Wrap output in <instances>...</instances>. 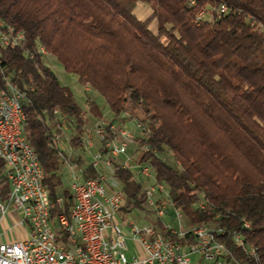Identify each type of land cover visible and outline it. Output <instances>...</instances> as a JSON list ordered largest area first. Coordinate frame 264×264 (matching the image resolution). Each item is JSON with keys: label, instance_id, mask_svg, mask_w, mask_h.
Here are the masks:
<instances>
[{"label": "trees", "instance_id": "obj_1", "mask_svg": "<svg viewBox=\"0 0 264 264\" xmlns=\"http://www.w3.org/2000/svg\"><path fill=\"white\" fill-rule=\"evenodd\" d=\"M222 5L230 13L217 19ZM139 8L150 11L148 18L137 17ZM200 13L213 19L196 25ZM0 23L24 36L20 47H0V95L13 85L24 97L25 135L51 201L64 200L53 218L71 205L51 135L54 113L67 118L81 156L87 121L40 48L97 93L115 118L128 113L145 127L129 167L151 168L189 233L181 238L150 222L157 230L186 246L194 244V229L220 228L228 264H264V0H0ZM90 114L101 119L95 104ZM70 162L84 168L80 157ZM112 164L125 196L121 213L144 211L137 175L119 160ZM84 172L86 181L98 178L91 167ZM7 174L0 162L4 203Z\"/></svg>", "mask_w": 264, "mask_h": 264}, {"label": "built area", "instance_id": "obj_2", "mask_svg": "<svg viewBox=\"0 0 264 264\" xmlns=\"http://www.w3.org/2000/svg\"><path fill=\"white\" fill-rule=\"evenodd\" d=\"M191 6H195L192 2ZM230 13L226 5L219 7L216 18ZM206 19H213L206 13H200L196 23L200 24ZM4 30L0 25V31ZM14 40L7 34V39H0V47H14ZM17 90V88H16ZM18 91V90H17ZM19 97L24 101L23 95L18 92ZM19 112V110H16ZM130 120V115L125 113ZM58 120V116L55 115ZM63 125V132L53 134L58 144L59 151L64 152V170L70 177L71 197L75 198L74 212L80 220V229H83L84 245L89 247V256H82L81 262H71L63 250L53 248L52 239L47 236L43 228L45 212L42 210L41 198L37 196V183L39 175L32 164L28 152L23 149V143L19 140L18 133L11 128V121L0 120L2 142H0V162L8 170L7 181L10 188V197L7 202L0 198V222L13 210L22 216L21 225L29 229L28 239L21 243L1 244L0 242V264H192L194 257L200 259L202 264H228L223 263L219 249L212 248V241L217 236H206V233L199 231L194 238V244L180 246L166 244L162 241V235L153 233L151 226L142 224L139 220L132 221L129 226V237L143 247L147 259L139 261L127 259L128 238L121 225L115 221L120 218L121 209L125 199L119 197L114 182L106 181L104 164L97 159H88V152L91 146H82L84 155L81 156L72 146V137L68 139L65 135L66 126ZM136 125V122H135ZM144 132V126H136ZM107 131H114L110 124L97 126L96 135H107ZM118 132V131H117ZM124 133V132H120ZM128 135V133H125ZM111 143L107 144L109 147ZM118 160L123 159V168L131 165L130 149L118 145ZM81 158L84 167H91L98 174L96 180H84L82 168L71 163L72 158ZM134 174L142 180L150 182L145 190L146 201L155 206V216H161L164 223L169 213L167 199L169 193L164 185L156 182L155 174L148 166L129 167ZM60 218H61V214ZM132 215V214H131ZM176 218V215H174ZM121 221V219H120ZM165 224V223H164ZM167 225V224H166ZM247 227V226H244ZM170 229V225H167ZM176 234V233H175ZM177 235V234H176ZM69 240H70V236Z\"/></svg>", "mask_w": 264, "mask_h": 264}, {"label": "bare ground", "instance_id": "obj_3", "mask_svg": "<svg viewBox=\"0 0 264 264\" xmlns=\"http://www.w3.org/2000/svg\"><path fill=\"white\" fill-rule=\"evenodd\" d=\"M196 25H199L195 22ZM0 25L3 27V29L6 31L5 33L3 31H0V39H7V34L11 39L14 40V47H20L22 46L24 42V36L18 35L16 36L14 34V31L11 28L5 27L4 24L0 23ZM41 49V55H44V49ZM23 102L21 98L18 95V91L16 90V87L13 85H8L7 89L3 91L0 95V120L4 119V114L6 115V119L8 121H11V128L14 130L15 133H18L19 140L23 143V149L28 152V156L30 159H32V164L34 165V168L37 170L39 175V181L37 183V196L41 198L42 202V210L45 212V218L43 219V228L47 232V236L49 239H52L53 248L57 250H63L67 258L70 259L71 262H81V255L82 256H89V247L88 245H84L83 242V229H80V220L77 219V216L74 212L75 207V198L71 197V205L69 208V211L67 214L61 213L57 217L53 218L54 212L57 208H63L64 206V200L63 198H59L56 202H52L49 196V193L46 188V177L45 173L39 163L38 157L35 153V151L30 146L27 136L25 135V124H26V116L25 112L23 110ZM16 110H19V112H16ZM55 115L58 116V120L56 119ZM53 123L55 125L54 131L51 133L52 137L53 134H60V132H63V125L66 126V132L68 131L71 133V135L74 133V130L70 127L67 118L62 115L60 112H55L53 117ZM136 126H143L142 124H139L136 122ZM139 131L144 133L140 127H136ZM145 131V130H144ZM114 135L117 137H121V141L118 140V138L110 139L111 135ZM97 140L99 141V144L102 146L101 151L98 150L95 147V144L91 139H88L89 137L87 134L84 135L81 139L82 146H91L90 152H88V159H97L101 163L104 164V171L106 173V181L107 182H114L116 186V191H118L119 197H122L125 199L123 188L121 184L116 180L115 178V172L114 167L112 164V159L118 160V145H121V147L130 149L128 142L130 141V136L125 133L120 132H114V131H107V135H96ZM0 142H2V135L0 130ZM53 142L56 146V149L59 152V155L61 157V163L62 168L64 167V152L59 151L58 144L53 138ZM110 144L108 147L107 144ZM169 156L174 157L173 153L168 152ZM88 167L82 168V174L84 175L85 169ZM62 179L64 183V187L68 189L70 196H71V190H70V177L68 176V173L62 169ZM167 206L169 209H171V205L169 203V198L167 199ZM144 211L151 212L153 216L156 218V220L161 221V216H155V206L151 202H147L144 206ZM138 212L132 213V215H136ZM176 215V219L179 221L182 220V215L178 212L174 213ZM139 222L142 224H146L147 226H151V231L153 233H159V235H162V241H166V244H173L170 242L165 235L157 230L151 223H148L147 221L140 219ZM165 228L167 229V225L163 224ZM244 226L246 229L249 228V225L247 223H244ZM199 231H203V233H206V236H217L219 233H223V230L220 228L215 227H202L198 229H194L191 231L192 238L194 239ZM172 234H175L173 231H170ZM189 231L186 234H181L178 236L181 238H184ZM176 235V234H175ZM70 236V240L69 237ZM232 240L239 246H244V240L239 235H234L232 237ZM212 248L219 249V253L221 255V259L223 260V263L226 262V258L228 256V252L225 248V246L221 243H219L217 240L212 241ZM253 251V250H252ZM254 253V252H252ZM81 254V255H80Z\"/></svg>", "mask_w": 264, "mask_h": 264}, {"label": "rangeland", "instance_id": "obj_4", "mask_svg": "<svg viewBox=\"0 0 264 264\" xmlns=\"http://www.w3.org/2000/svg\"><path fill=\"white\" fill-rule=\"evenodd\" d=\"M136 15L140 20H145L150 15V11L148 9L146 10L143 8H139L136 11ZM40 52H41V49H40ZM42 56H43V59H44L43 61L45 65L57 76L61 85L70 90V92L75 97L77 103L79 104L80 108L82 109L84 116L86 117V121H87V124L85 127V133L89 137L88 139H91V141H93V143L95 144V147L100 151L102 149V146L99 144V141L97 140L96 138L97 136L95 133V130L97 129L98 124L99 125L110 124L112 125V127H114V130L116 131V133L117 131L128 133V135L130 136V141L128 142L129 147H130L129 155L133 163L134 162L136 163V160L138 157L137 155L139 153L138 152L139 148H138V144L136 140L137 138L144 137L145 134L139 131L138 129H136L135 121L129 120L125 116V113L122 114L120 117L115 118V116L111 113L109 107L105 103V101L97 93L92 91L90 88H82L78 84L77 79L65 73L61 65L57 62V60L54 57L48 55L46 51L44 52V55ZM93 104H95L98 110L100 111L101 119H96L94 116L90 114L91 106ZM65 135L68 139L71 138L70 136L71 133H69L68 131L65 133ZM115 137L116 136L112 134L110 136V139L112 140ZM116 138H118L119 141L122 140L121 137L118 136V134ZM170 158L173 159L174 161V157L172 158V156H170ZM119 162L122 163L123 159L119 160ZM136 179L142 183L144 190H146L149 187L150 185L149 181L142 180L140 179L139 176H136ZM12 211L13 210H11L10 212ZM174 213H176V211H174L171 207V209H169L167 219L165 220L169 222V225H170L169 232L173 231L177 235L186 234L189 231L187 220L180 213L182 215V220L179 221L178 219L174 217ZM140 219H143L145 221L147 219L148 221H151V222L157 221L151 212H146V211H142V212L139 211L132 218L133 221L140 220Z\"/></svg>", "mask_w": 264, "mask_h": 264}, {"label": "crops", "instance_id": "obj_5", "mask_svg": "<svg viewBox=\"0 0 264 264\" xmlns=\"http://www.w3.org/2000/svg\"><path fill=\"white\" fill-rule=\"evenodd\" d=\"M135 215V214H134ZM134 215L124 216L122 213L120 218L116 220L115 224L121 225L123 227L124 234L130 238L129 236V226L133 221L132 218ZM121 219V221H120ZM22 216L19 213L14 211L10 212L7 217H5L0 222V242L1 244H15L21 243L28 239L29 229L25 226H22L21 223ZM148 223L151 221H148ZM165 224H169V222L165 221ZM163 223V224H164ZM127 259L129 261H133L137 259L139 261H145L147 259V255L141 246L140 243L133 241L131 238L127 241ZM192 264H202L200 259L194 257L192 260Z\"/></svg>", "mask_w": 264, "mask_h": 264}]
</instances>
